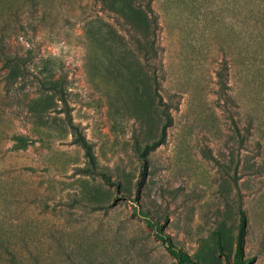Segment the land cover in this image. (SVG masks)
Returning a JSON list of instances; mask_svg holds the SVG:
<instances>
[{"label":"rangeland","instance_id":"rangeland-1","mask_svg":"<svg viewBox=\"0 0 264 264\" xmlns=\"http://www.w3.org/2000/svg\"><path fill=\"white\" fill-rule=\"evenodd\" d=\"M153 7L161 50L148 64L95 0L2 1L0 48L30 59L11 86L0 60V264H179L171 248L191 264H264V40L244 32L255 8ZM39 78L62 81L95 165L61 103L41 120L26 110ZM163 101L165 140L141 153Z\"/></svg>","mask_w":264,"mask_h":264},{"label":"trees","instance_id":"trees-1","mask_svg":"<svg viewBox=\"0 0 264 264\" xmlns=\"http://www.w3.org/2000/svg\"><path fill=\"white\" fill-rule=\"evenodd\" d=\"M3 0H0V5ZM35 2V0H30ZM100 7L111 13L117 24L123 28L131 39L134 48L139 52L144 63L151 64L158 57L161 46L158 43V16L154 10V0H95ZM247 0H245L246 2ZM255 10H245L244 32L245 35L255 33L259 39L264 40V0H249ZM23 4V3H22ZM21 2L18 4L22 6ZM9 8L14 6L9 5ZM249 31V33H247ZM30 59L28 53L7 51L0 48L1 66L4 70V80L7 86L15 82H22L28 73L27 63ZM149 80V79H148ZM153 82H156L155 73L152 74ZM142 86L151 89V84L142 82ZM61 103V109L65 114L68 125L75 134V141L84 149V154L91 165H95L94 153L91 143L81 134L78 126L71 119V108L66 99V92L62 81L52 78L38 79V92L36 95L26 98V110L36 119L41 120L44 115L55 109L57 103ZM167 103L163 101L164 122L160 126L157 137L146 142L141 153L148 152L165 140L168 126L171 125V115L167 109ZM23 139L22 136L18 137ZM85 169V168H79ZM247 216L244 210L240 213V228L236 242L235 260L243 261V237L242 231L247 227ZM171 252L178 258L179 264H191L187 255L177 252L174 248Z\"/></svg>","mask_w":264,"mask_h":264}]
</instances>
